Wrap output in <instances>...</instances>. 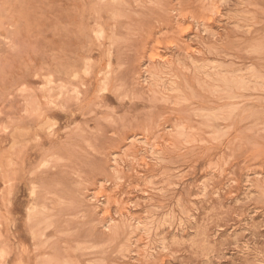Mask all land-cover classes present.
Masks as SVG:
<instances>
[{
  "label": "rangeland",
  "instance_id": "1",
  "mask_svg": "<svg viewBox=\"0 0 264 264\" xmlns=\"http://www.w3.org/2000/svg\"><path fill=\"white\" fill-rule=\"evenodd\" d=\"M263 85L264 0H0V264H264Z\"/></svg>",
  "mask_w": 264,
  "mask_h": 264
},
{
  "label": "bare ground",
  "instance_id": "2",
  "mask_svg": "<svg viewBox=\"0 0 264 264\" xmlns=\"http://www.w3.org/2000/svg\"><path fill=\"white\" fill-rule=\"evenodd\" d=\"M245 17V16H244ZM246 18V17H245ZM244 20V19H243ZM247 20V19H246ZM251 30V29H250ZM96 34V33H95ZM97 36V35H96ZM257 51V50H256ZM229 60H231V59H229ZM242 62V61H241ZM104 63V62H103ZM255 65V64H254ZM75 76V75H74ZM216 76V75H215ZM223 76V75H222ZM51 77V76H50ZM46 78H47V76H46ZM48 80H50V79H48ZM102 80V79H101ZM225 81V80H224ZM48 82V81H47ZM49 83V82H48ZM45 84V83H44ZM238 85V84H237ZM264 86V85H263ZM170 91V90H169ZM226 92V91H225ZM5 128V127H4ZM43 163V162H42ZM45 165V164H44ZM43 165V166H44ZM3 183H4V181H3ZM8 184H9V182H8ZM32 192V191H31ZM1 194H3V193H1ZM33 194V193H32ZM53 195V194H52ZM34 197V196H33ZM34 208V207H33ZM1 249V248H0ZM3 252V251H2Z\"/></svg>",
  "mask_w": 264,
  "mask_h": 264
}]
</instances>
